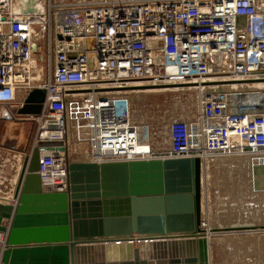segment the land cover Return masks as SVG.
Instances as JSON below:
<instances>
[{"label":"built area","instance_id":"built-area-1","mask_svg":"<svg viewBox=\"0 0 264 264\" xmlns=\"http://www.w3.org/2000/svg\"><path fill=\"white\" fill-rule=\"evenodd\" d=\"M257 82H264V0H0V125H33L22 159L0 144V182L7 162L19 168L38 140L67 141L68 116L87 123L85 159L95 163L196 155L202 164L251 157L264 166ZM136 84L182 94L185 108L169 113L160 139L135 114ZM35 89L46 91L41 112L19 114ZM38 172L45 191L67 190L63 152H41ZM15 187L0 201L15 204ZM7 235L0 231V264Z\"/></svg>","mask_w":264,"mask_h":264},{"label":"water","instance_id":"water-1","mask_svg":"<svg viewBox=\"0 0 264 264\" xmlns=\"http://www.w3.org/2000/svg\"><path fill=\"white\" fill-rule=\"evenodd\" d=\"M45 96L30 92L19 114L40 113ZM52 150L64 153L66 191L42 187L41 152ZM203 173L196 155L95 163L74 160L66 140H38L24 158L15 204L0 201L3 262L209 264L215 233L264 232V223L205 226Z\"/></svg>","mask_w":264,"mask_h":264},{"label":"rangeland","instance_id":"rangeland-1","mask_svg":"<svg viewBox=\"0 0 264 264\" xmlns=\"http://www.w3.org/2000/svg\"><path fill=\"white\" fill-rule=\"evenodd\" d=\"M253 86L257 89H264V82H257ZM161 91L164 90L130 92L136 116L151 123L154 130L161 132L159 139L163 137L164 126L171 118L169 113L174 116L176 109L185 108L177 99L178 96H182L181 93L175 97H166ZM187 95L190 100L187 103L193 104L196 93L188 91ZM166 113L168 114L164 117ZM4 115L8 117V113ZM13 121L16 125L12 127L18 129L15 132L10 130V127L7 130V123L0 125V144L16 150L18 155L20 153L23 155L30 135H33V125L32 122ZM69 121L67 132L71 157L74 160L85 159L91 148L84 139L87 123L81 121L78 123L77 119H70V116ZM12 133L14 134L11 136ZM15 135L17 140L11 146L9 144L15 139ZM6 138L7 140L10 138V141L6 142ZM193 148H195L194 145ZM21 155L20 159H22ZM252 160L251 157L204 158L203 214L205 226L264 223V170L260 168L263 167L262 165L252 163ZM11 162H7L6 179L0 182V192L8 194L12 193L20 170L18 165L11 168ZM6 185L8 188L5 187ZM248 232L250 233H215L211 239L209 264H264V234ZM254 234L260 238L256 241V246L250 245L248 240L241 238L242 235L244 237V235Z\"/></svg>","mask_w":264,"mask_h":264},{"label":"crops","instance_id":"crops-1","mask_svg":"<svg viewBox=\"0 0 264 264\" xmlns=\"http://www.w3.org/2000/svg\"><path fill=\"white\" fill-rule=\"evenodd\" d=\"M15 126L16 124H13L12 122H8L7 123V130H9L8 128L10 127V130H13L14 132L16 131V130H18L17 128H13L12 126ZM6 135H7V132H6V134H5V137H6ZM8 138H6V141H10V138H9V140H7ZM15 140H17V137H16V135H15V139H14V141ZM13 141V142H14ZM11 144H13V143H10L9 145H11ZM12 146V145H11ZM22 165V164H21ZM21 165H20V167L19 168H21ZM20 171V170H19ZM18 177L19 176H17V179H18ZM8 197L9 195H8V193H5V192H0V197ZM254 233H256V232H254ZM257 234V233H256ZM256 234H254V235H249V236H245L244 235V237H243V235H242V237L241 238H243L244 240H248V242H249V244L250 245H254V246H256V241L257 240H259L260 238L258 237H256ZM259 234H264V232H260ZM240 237V236H239ZM263 237H264V235H263Z\"/></svg>","mask_w":264,"mask_h":264},{"label":"bare ground","instance_id":"bare-ground-1","mask_svg":"<svg viewBox=\"0 0 264 264\" xmlns=\"http://www.w3.org/2000/svg\"><path fill=\"white\" fill-rule=\"evenodd\" d=\"M133 87H140V88H141V87H144V86H142V84H136V86H133ZM133 89H137V88H133ZM138 91H149V89H145V90H133V91H132V89H131L130 92H138ZM150 91H152V89H151ZM153 91H156V90H153ZM69 122H70V121H69V116H68V123H67V128H66V133H65V134H66V137H67V138H66L67 141H68V132H67V130H68V127H69V125H70ZM13 134H14V133H12V134H10V135L12 136ZM49 134H50V133H49ZM11 136H9V137H11ZM11 141H12V143H13L14 140H11ZM6 142H7V141H6ZM203 164H204V161H203ZM244 233H250V232H244Z\"/></svg>","mask_w":264,"mask_h":264}]
</instances>
